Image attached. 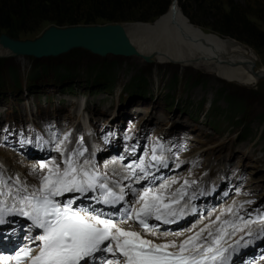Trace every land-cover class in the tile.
Masks as SVG:
<instances>
[{
    "label": "rangeland",
    "instance_id": "rangeland-1",
    "mask_svg": "<svg viewBox=\"0 0 264 264\" xmlns=\"http://www.w3.org/2000/svg\"><path fill=\"white\" fill-rule=\"evenodd\" d=\"M40 1L0 0V7L5 6L9 9L8 6L17 5L24 8L27 4L31 6V3L37 4ZM172 1L147 0V2L143 1L138 4L133 2L132 7L119 5L96 9L92 7L95 3L107 2L110 5L116 0H51L52 7L61 2L65 5L61 8H54L57 10H52L45 16L47 20L33 19L31 21L19 17L12 18L7 10L3 14L5 18L2 21L13 24L11 30L7 32L8 29H0V33H8L15 39L23 40L38 37L50 25L63 27L76 24L102 25L142 21L151 24L159 17H153L154 11L164 5L166 12ZM178 4L183 15L202 32L204 38H227L241 43L254 53L255 68H264V0H178ZM60 13H63L62 18L66 20L69 18L72 21L52 20ZM106 17H113V19ZM140 17L148 18L141 20ZM90 18L91 21L83 20ZM75 19L79 21H74ZM222 27L233 28L236 35L221 32L219 28ZM0 58V96L5 95V97H0V122H2L0 127L11 123L15 118L19 119L22 115V120L35 119L36 123L38 122L37 127H41L40 129L44 132H48L57 124L61 133L60 126L65 120L67 125H64L62 134H57L55 142L59 138L64 140L67 133L72 134L69 135V139L75 140L83 138L77 132L80 131L81 120L77 112L85 120V124H87V118L89 119L88 123L91 122L92 129L94 126L96 135L99 134V136L104 133L100 126L107 122L106 119L109 116L116 113L121 115L119 118L122 125L126 124L130 127L131 124L137 129L145 130V133L140 132L139 136L136 135L137 138L146 135L150 138V142H157L160 139L166 144L172 158L173 167L171 166V169L182 165L178 171L171 172L166 179L159 180L158 184L151 187L153 191L161 190L160 186L165 185L162 191L166 196H171L175 190L185 185V181L187 183L193 180L194 182L195 180L196 182L201 181L200 179L208 174V168L213 166L217 170L228 166L230 168L228 172L233 171L230 179L240 178L239 183L232 181L233 188L227 198L218 202L209 210L210 212L208 211L196 220L210 215L211 218L206 221L212 222L217 214L228 211L235 201H239V207L243 206V208L247 205L250 207L251 200L258 205L263 204L264 77L259 78V81L252 86H245L214 77L199 66L157 64L136 57L110 54L99 56L82 48L72 49L57 57L36 59L32 56L0 55ZM11 70L17 75L18 86H14L15 79H13ZM63 74L66 77L60 76ZM42 80L45 81L40 82ZM20 96L24 99L18 100ZM17 100L19 101L18 106ZM79 104L84 106L85 110L79 106L76 112ZM13 108L14 114L11 112ZM70 113H74L72 118ZM122 116L125 118L123 119ZM50 118L56 120L53 125H50L48 121ZM40 119L45 121H40ZM18 121L20 120L16 122ZM126 129L124 128L123 131ZM85 139L90 141L88 137ZM95 140H93L94 143ZM76 143L78 142H72V144ZM3 144L0 142V145L4 147H0V153L7 157L0 156V162L6 163L9 159L16 166L29 162L39 167L41 163L52 166L51 162L54 160L61 169L64 167L63 157L60 159L59 152H55L58 158L39 162L40 160L26 158ZM160 146L162 144L158 147ZM74 147L64 144L62 149L65 153H71ZM80 147L81 150L86 149L84 155L90 150L83 145ZM94 147L100 148V152L96 156L97 159L92 161V165L104 178L109 180V176L114 175L105 167L109 163L119 165L121 170L125 171L126 176L128 175V170L118 163L115 157L109 158L110 155L106 154V150L109 153L114 152L113 150L101 142L93 144L91 149ZM84 155L80 158H84ZM16 166L14 169L8 167L7 171V175L10 176L18 173L19 177L15 178L13 184L16 191L22 187L15 181L25 177L31 183V177L36 175L39 181L40 176L47 171V168H44L43 173L40 171L36 174L22 171ZM84 167H87V164ZM212 177L215 176H211L208 180L213 179ZM118 181L120 182V179ZM130 181L127 179L123 183H130ZM132 187L138 192L142 190L136 187L135 182ZM126 194L130 195L131 191H127ZM132 200L130 203L137 206L135 196ZM192 222L177 230L154 231L157 233L183 231L189 229ZM200 229L197 225L187 233L190 235ZM257 261L256 264L260 262L263 264L264 254L248 264Z\"/></svg>",
    "mask_w": 264,
    "mask_h": 264
},
{
    "label": "snow or ice",
    "instance_id": "snow-or-ice-1",
    "mask_svg": "<svg viewBox=\"0 0 264 264\" xmlns=\"http://www.w3.org/2000/svg\"><path fill=\"white\" fill-rule=\"evenodd\" d=\"M61 144L55 150L63 157V169L54 160L51 162L52 166L41 163L40 168H47V171L40 176L38 187L31 192L18 188L11 206L0 199V225L10 223L7 216L17 215L30 221L29 233L34 229L39 230V234L26 236L27 243L15 249L14 255L0 254V264H89L90 260L95 261L98 257L101 264H228L232 253L252 243L253 235H264L262 226L259 233L249 231V239L245 240L241 236L226 247L225 238L242 229L234 221L221 222L219 216L212 222L220 225L215 231L212 230V225H205L180 243H156L145 238L141 232L132 230L130 226L125 227L133 222L145 233L150 232L155 236L154 226L148 223L150 219L169 224L182 218L183 210L176 206L186 193L181 188L177 190L178 198L176 193L166 196L162 191L165 185H161V190L153 191L151 187H143L138 192L129 183L127 188L136 197L138 206H133L130 210L121 209L118 221L113 212L105 213L103 209L91 206L74 208L77 200L97 190L99 195L91 199L97 204L115 208V205L125 201V187L119 186V192H116L107 182H101L95 172L78 165L75 157L83 156L86 149L65 153ZM152 160L161 162L155 155V148ZM129 168L131 175L125 178H135L136 183L147 180L152 175L147 171L143 157L140 163L129 165ZM137 169L143 175L138 176ZM0 183H4L2 177ZM65 194L79 195L64 201L57 199ZM3 195L0 191V197ZM228 211L232 212V209L229 208ZM240 219L243 220L242 217ZM259 219L264 220V217ZM248 223L244 221L245 226ZM229 227L231 231H228ZM33 245L38 249L35 252Z\"/></svg>",
    "mask_w": 264,
    "mask_h": 264
},
{
    "label": "bare ground",
    "instance_id": "bare-ground-1",
    "mask_svg": "<svg viewBox=\"0 0 264 264\" xmlns=\"http://www.w3.org/2000/svg\"><path fill=\"white\" fill-rule=\"evenodd\" d=\"M122 26L125 30L130 44L137 52L136 55H132L129 57H136L143 60H145V58H148L149 62H154L157 64L173 63L179 64L181 66H199L207 70L214 77L225 80L227 82H235L237 84L245 86H252L256 84L259 81V78L264 75L263 67L255 68L256 58L254 53L249 48L242 45L241 43L227 38H204V35L202 36V32L195 28L191 24V22L183 15L181 9L179 8L178 1L176 2V0H173L171 2L168 10L161 14L158 19L154 21V23H123ZM0 52L1 56L26 57V55L14 54L11 49L4 47L1 42ZM145 61L147 62V60ZM82 107L83 106H80V108ZM58 128L59 127L57 124L53 127V129L57 131L59 130ZM77 144L78 146H82L83 142L80 141L76 144L71 143V146H76ZM0 147L4 148L1 145ZM99 147L102 149L101 146ZM157 148L158 149L155 151V154L157 153L156 156L164 157L165 149L162 148V146ZM0 156L7 157L1 153ZM7 160L8 161L6 163L0 162V177H2L4 181V183H0V191L4 193V195L0 197V199L5 200L6 203L11 206L13 204V198L17 195V191L14 189L13 184L14 179L18 176V173H14L11 176L7 175V171L9 170L8 167L14 169V166H16L13 161H10L9 159ZM80 161L81 163H84L85 159L80 158ZM105 167L106 169L111 171L110 173L114 174L112 175V177L118 180L120 179L121 185H123V182L127 180L125 179V177H127L126 173H124L125 171L121 170V167L119 165L115 163H109L106 164ZM16 168H21L22 171L36 174L40 173V171L44 172V169H41L40 166H34L29 162H25L21 165L17 164ZM210 170L214 172L212 176H216L221 173V171L218 170ZM181 175H183V173ZM37 179L38 175H36L35 177H31L32 189L39 186V181ZM214 182H216V180ZM130 183L132 184V186L134 185V182L130 181ZM128 184L129 183H125L123 185L126 192L129 191V189L127 188ZM114 188L116 189V187ZM168 189L169 188H167V190ZM22 194L24 193H21V195ZM186 200L187 197L184 196V198L180 200L179 205L184 204ZM239 205L240 204L238 202L235 205H232L230 207L232 209V212L225 211L223 213L217 214V217H220L221 222L234 221L239 226V228L242 229V231H237L235 235L226 237V239L224 240V244H227V242L230 243L234 239L237 240L238 237L240 238L241 236H243L245 240L248 238V235L246 233H248L249 231L245 233V230L246 228L250 230L249 228H251V226L248 228V226L250 225L249 223L245 226L244 221L249 222V219L247 217H244L245 212L242 211L243 206L239 207ZM217 217L213 219V221H216ZM241 217L243 218V220L240 219ZM210 218L211 216L207 215L201 220H196L194 221L195 223L192 222L189 229H185L183 231L171 233H157L155 231V236H153L150 232L145 233L144 230H140L135 224H132L130 222L128 225H125V227L130 226L132 230L141 232L145 236V238L152 239L156 243H166L169 241L180 243L183 240L187 239L189 236H192L199 231H195L190 235L187 233L188 231L196 228L197 225H199L200 228H203L205 225H212V230L215 231V229L220 225L219 223L212 224L213 221L207 222L206 220H209ZM228 231H231L230 227L228 228ZM251 232L256 234L259 233V230L255 229ZM205 235L207 234L205 233ZM253 236L255 238H259V235ZM262 249L264 250V246ZM256 251L257 250L254 249L253 253H256ZM251 254L252 253H248L247 256H251ZM243 259L244 258L242 256L240 260L243 261ZM256 263H258V261L252 264ZM260 264L262 263L260 262Z\"/></svg>",
    "mask_w": 264,
    "mask_h": 264
},
{
    "label": "water",
    "instance_id": "water-1",
    "mask_svg": "<svg viewBox=\"0 0 264 264\" xmlns=\"http://www.w3.org/2000/svg\"><path fill=\"white\" fill-rule=\"evenodd\" d=\"M0 42L14 54L36 59L57 57L75 48H82L99 56L110 54L129 57L137 54L121 23L76 24L63 27L50 25L34 39H13L6 33H0ZM145 60L148 61V58Z\"/></svg>",
    "mask_w": 264,
    "mask_h": 264
},
{
    "label": "trees",
    "instance_id": "trees-1",
    "mask_svg": "<svg viewBox=\"0 0 264 264\" xmlns=\"http://www.w3.org/2000/svg\"><path fill=\"white\" fill-rule=\"evenodd\" d=\"M143 1L144 2H147V0H135V1L134 0H116V2H114V3L110 4V5H108L107 2H101V3H95V4H93L92 7L96 8V9L97 8L103 9L105 7L106 8L107 7H110L111 8V7H115V6H119V5L126 6V7H128V6H131L132 7L134 3L138 4V3L143 2ZM64 5H65V3L64 2H61L60 4L54 5V7H52L51 0H41L37 4L36 3L35 4L34 3H31V6L29 4H27L24 8H22V6H17L16 5L14 7L8 6L9 9H7V7L1 6L0 7V29H8L7 32L9 30H11V26H12L13 23L12 22L9 23V22H3L2 21L5 18V15H3V14H5L7 10H8L9 16H11L12 18L19 17L20 19L31 20V21L33 19H43V20L46 19L47 20L48 18L45 17V16H47L50 12H52V10L53 11L57 10V9H54V8H59V7L61 8V7H64ZM67 5L68 4L66 3V6ZM165 5H166V3H165ZM85 7L88 8V6H85ZM165 9H166V7L164 5L162 7H159L158 9H156L154 11L153 17L160 16L161 14H163L165 12ZM62 14L63 13H60V14L56 15V17H54L52 20H56L58 22L65 21L66 19L64 17L62 18ZM106 18L113 19V17H106ZM147 18L148 17H140L139 19L146 20ZM83 20H85V21H88V20L91 21L92 19L90 18V19H83ZM67 21H72V20L69 19V18H67L66 22ZM74 21H79V20L75 19ZM219 30L221 32L225 33V34H228V35H236V31L233 28L232 29H227L225 27H222V28H219ZM8 35L10 36V34H8ZM10 37L13 38L12 36H10ZM11 73H12L13 79H15L14 80L15 81L14 82V84H15L14 86H18V80H16V78H17L16 76L17 75L15 74V72L13 70H11ZM64 74L63 75H60V76L61 77H64L65 76ZM66 75L68 76V74H66ZM57 80L59 81L61 79H57ZM43 81H45V80H42L40 82H43Z\"/></svg>",
    "mask_w": 264,
    "mask_h": 264
}]
</instances>
